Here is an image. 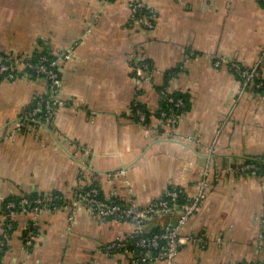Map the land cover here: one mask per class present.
Masks as SVG:
<instances>
[{
	"label": "crops",
	"instance_id": "obj_1",
	"mask_svg": "<svg viewBox=\"0 0 264 264\" xmlns=\"http://www.w3.org/2000/svg\"><path fill=\"white\" fill-rule=\"evenodd\" d=\"M142 1L154 27L133 23L131 0H0V54H69L59 64L64 103L49 125L31 116L47 78L0 74V196L67 198L12 216L0 201V264H130L107 246L138 237V224L74 205L81 170L105 199L146 206L174 186L191 196L207 164L209 193L183 228L193 238L175 264H264V173L240 169L264 159V91L243 87L231 65L264 74V0ZM136 58L150 62L148 79L134 74ZM169 93L188 103L172 127L161 115ZM135 102L160 114L145 126ZM178 215H155L141 229Z\"/></svg>",
	"mask_w": 264,
	"mask_h": 264
},
{
	"label": "built area",
	"instance_id": "obj_2",
	"mask_svg": "<svg viewBox=\"0 0 264 264\" xmlns=\"http://www.w3.org/2000/svg\"><path fill=\"white\" fill-rule=\"evenodd\" d=\"M130 6L134 24L149 28L155 26L156 15L142 0H131ZM68 55L66 52L56 56L44 53L40 54L37 59H34L24 55L0 54V74L13 78L21 71H26L47 78L49 93L39 95L31 110V116L37 122L49 125L56 108L64 103L60 98L63 79L59 64ZM216 63L220 64V60H217ZM231 65L239 76L243 87L264 89V74L259 71L258 64L255 66H244L239 62H233ZM150 67V62L144 61L141 58H136L132 61L133 72L139 78L148 79ZM168 100L172 103V107L169 108L170 113L168 114V111H163L161 115L164 118L163 122L166 121V126L172 127L179 119V115L175 109H181L186 105V102L183 97L174 95L169 96ZM135 105V114L138 122L147 126L148 118L151 119L155 114L152 113L148 116L138 106V102H135ZM240 169L256 171L260 170L261 166L256 162L249 161L243 164ZM211 172L212 166L210 164L205 165L201 177L197 180L196 191L191 196L186 195V200L183 202L180 201V198L185 194L184 189L170 188L162 198L146 206H139L136 202L125 204L119 202L116 198L111 200L103 198L99 188L88 182L85 170H81L78 186L74 190L71 202L74 205L83 204L89 206L91 210L105 217L117 216L129 218L138 224V231L140 232L138 238L133 240L118 238L107 246L111 251L124 250L127 252L130 256V264H152L156 261H164L165 264H175L176 256L182 245L193 238L192 235L184 234L183 228L206 199L210 189L209 177L212 174ZM83 189L85 191L81 192ZM60 199L61 196L59 194L45 199L42 197L30 198L24 195L19 200L0 196V201H3V206L5 210H8L10 216L16 213H37L47 203L55 207ZM65 199L67 200L64 196ZM176 211H179V215L175 222L166 224L162 230L151 235H142L145 233V230L141 229L142 224L148 219L155 215ZM11 222L8 223L9 228L13 227ZM37 235V222L33 220L26 229L25 241L28 244H32ZM5 245L6 238L0 237V252L5 249Z\"/></svg>",
	"mask_w": 264,
	"mask_h": 264
},
{
	"label": "trees",
	"instance_id": "obj_3",
	"mask_svg": "<svg viewBox=\"0 0 264 264\" xmlns=\"http://www.w3.org/2000/svg\"><path fill=\"white\" fill-rule=\"evenodd\" d=\"M48 54V53H47ZM38 58V56L37 57H35L34 59H37ZM173 72H175V70H173ZM172 72V73H173ZM174 74V73H173ZM163 88V87H162ZM165 88H166V86H165ZM164 89V88H163ZM257 89H260V90H263L264 91V89L263 88H257ZM171 95H174V96H181V97H183L184 99H185V102H186V105L184 106V107H182L181 109H175V111H176V113L178 114V115H180V113L185 109V108H187V106H188V103H187V100H186V97L184 96V95H182V94H177V93H169V94H167V96L163 99L164 100V106H163V109H165V111H168V114L170 113V107H172V103L168 100L169 99V96H171ZM138 106L143 110V111H145L147 114H148V116L150 115V114H152L153 112L152 111H149V110H147L146 109V107H145V105L144 104H142V103H140V102H138ZM135 111H136V105H135ZM164 111V110H163ZM155 115H157V114H160V111L159 112H155L154 113ZM148 120H150V118H148ZM149 122V121H148ZM253 162H256L257 164H259L260 166H261V169L260 170H256L258 173H264V159H254V160H252ZM171 188H176V189H180V188H182V189H184L183 187H179V186H174V187H171ZM83 191H85L84 189L83 190H81V192H83ZM55 194H59L60 196H61V199L59 200V202H57V205H62V204H64L65 203V201H66V199L64 200V195L62 194V193H59V192H57V193H55ZM55 194H52V195H50V196H47V198H49V197H52V196H54ZM100 194H101V191H100ZM101 196H102V194H101ZM28 197H30V198H37V197H42V198H46L44 195H39V194H37V193H33V194H31L30 196H28ZM103 197V196H102ZM11 198H14V199H16V200H19L20 199V197H11ZM104 198V197H103ZM186 200V194H184L181 198H180V201L181 202H183V201H185ZM119 202H121V201H119ZM160 230H162V228H154V229H151V230H149V231H145V233H143L142 235H151V234H153V233H155V232H158V231H160ZM139 237V236H138ZM138 237H135L134 239H136V238H138ZM130 240H133V238H130Z\"/></svg>",
	"mask_w": 264,
	"mask_h": 264
}]
</instances>
